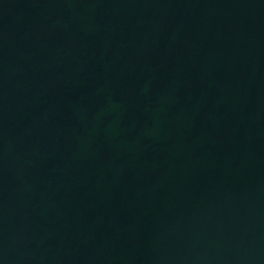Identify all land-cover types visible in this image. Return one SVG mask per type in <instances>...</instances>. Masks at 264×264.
<instances>
[{"label": "water", "instance_id": "water-1", "mask_svg": "<svg viewBox=\"0 0 264 264\" xmlns=\"http://www.w3.org/2000/svg\"><path fill=\"white\" fill-rule=\"evenodd\" d=\"M0 264H264V0H0Z\"/></svg>", "mask_w": 264, "mask_h": 264}]
</instances>
